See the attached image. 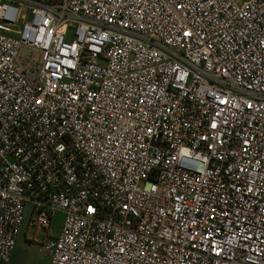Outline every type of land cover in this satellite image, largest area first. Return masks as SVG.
<instances>
[{
	"label": "built area",
	"instance_id": "1",
	"mask_svg": "<svg viewBox=\"0 0 264 264\" xmlns=\"http://www.w3.org/2000/svg\"><path fill=\"white\" fill-rule=\"evenodd\" d=\"M27 205L49 264H264V0H0V264Z\"/></svg>",
	"mask_w": 264,
	"mask_h": 264
},
{
	"label": "crops",
	"instance_id": "2",
	"mask_svg": "<svg viewBox=\"0 0 264 264\" xmlns=\"http://www.w3.org/2000/svg\"><path fill=\"white\" fill-rule=\"evenodd\" d=\"M25 212H26V209H25ZM30 218H31V209L29 206L28 211L25 213V218H24V221L20 227L19 234L15 240V246H14V249H13L11 256H10V264H22L19 255L15 254L18 243H19V245L21 244V242L24 243V245H26V246H24V245H21V246H24L25 248H32V246L34 247V244H32V242L29 241V238H31V237H29V235H27L30 231L34 232V234H36L37 231L40 232V234L42 233L40 236L41 237L40 240L44 241V239H45L44 232L41 229H36L34 226H32L31 222H30ZM60 219H62V214L56 213L54 218H53L52 227L49 230L51 235H53V236L57 235L59 230H60L61 224H58V222L55 223L57 220H60ZM36 246L38 247L37 244H35V247ZM42 247H43V244H40V249H43ZM47 264H49V257H48V263Z\"/></svg>",
	"mask_w": 264,
	"mask_h": 264
},
{
	"label": "rangeland",
	"instance_id": "3",
	"mask_svg": "<svg viewBox=\"0 0 264 264\" xmlns=\"http://www.w3.org/2000/svg\"><path fill=\"white\" fill-rule=\"evenodd\" d=\"M29 205L26 206V212L28 211ZM25 212V213H26ZM62 219L57 220L55 223L58 222V224H61ZM42 234V233H41ZM40 232L37 231L36 234L34 232L30 231L27 235H29V241L34 244V247L32 248H25L24 243L21 242V244L17 245L15 254H18L20 257V260L22 264H47L48 263V255L45 251L44 246L43 249H40V244H43V241L40 240L41 236ZM24 242V241H23ZM35 244L38 245V247H35ZM24 245V246H21Z\"/></svg>",
	"mask_w": 264,
	"mask_h": 264
}]
</instances>
